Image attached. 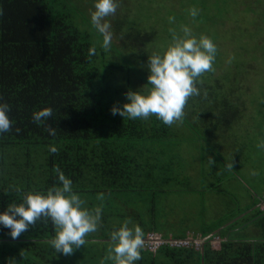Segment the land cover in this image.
<instances>
[{
	"label": "trees",
	"instance_id": "trees-1",
	"mask_svg": "<svg viewBox=\"0 0 264 264\" xmlns=\"http://www.w3.org/2000/svg\"><path fill=\"white\" fill-rule=\"evenodd\" d=\"M211 1L120 0L108 17L113 42L104 50L89 18L93 0H0V101L9 104L12 121L9 131L0 132V210L19 202L25 190L43 192L59 183L57 167L72 180L84 206L102 209L97 230L67 255L49 244L54 230L46 219L15 239L0 225V264H114L109 233L126 218L142 227L145 241L152 236L165 240L155 251L144 247L136 264H264V194L253 192L255 202L243 208L218 186L221 181L203 185L205 176L217 178L220 163L231 169L214 148L222 142L217 136L243 123L247 96L252 106L264 96L259 88L264 87V0H230L237 5L230 11ZM191 7L198 9L196 17L188 14ZM258 7V17L250 16L253 25L245 24ZM169 16L175 20L169 22ZM181 24L197 35H218L212 40L224 44L217 47L213 68L199 78L201 92L188 98L183 117L168 125L155 115H113L110 106L125 99L127 88L146 81L147 55L170 39L169 28ZM231 29L237 36L219 38ZM90 46L97 49L91 56ZM45 105L53 109L52 116L38 124L31 113ZM46 124L56 129L54 136ZM188 129L210 150L207 175L201 166L188 169L182 152L171 147ZM49 145L57 151L50 152ZM196 175L200 181L193 184ZM182 191L218 193L227 206L238 201V207L228 208L220 224L183 228L171 205L173 194ZM249 226L256 228L254 234L239 237ZM184 240L190 245L168 243Z\"/></svg>",
	"mask_w": 264,
	"mask_h": 264
},
{
	"label": "clouds",
	"instance_id": "clouds-1",
	"mask_svg": "<svg viewBox=\"0 0 264 264\" xmlns=\"http://www.w3.org/2000/svg\"><path fill=\"white\" fill-rule=\"evenodd\" d=\"M120 0H93L89 18L92 27L101 37V48L110 49L113 42L112 25L108 17L113 16ZM188 14L196 17L198 9L191 7ZM169 22L175 20L168 17ZM170 39L147 55L146 81L136 87L127 88L125 99L110 106L113 115L130 119L147 118L155 115L164 124L171 125L184 115L189 97L199 95L197 87L202 74L213 68L217 46L209 36L194 34L187 24L178 29L169 28ZM88 54L94 55L95 46ZM10 106L0 101V132H7L12 121L8 115ZM50 106L32 111L33 121L45 123L52 116ZM47 132L54 136L56 129L46 124ZM50 152H56L55 145H49ZM231 167V164L228 165ZM59 183L45 191L25 190L19 202H9L0 210V225L8 229V235L15 239L37 220L46 219L53 225L54 233L49 239L51 247L62 254H71L86 243V236L97 230L101 219V207L88 208L85 201L72 188V180L56 168ZM131 223V227L129 224ZM109 258L114 264H136L141 257L145 240L142 227L124 219L109 233Z\"/></svg>",
	"mask_w": 264,
	"mask_h": 264
},
{
	"label": "rangeland",
	"instance_id": "rangeland-1",
	"mask_svg": "<svg viewBox=\"0 0 264 264\" xmlns=\"http://www.w3.org/2000/svg\"><path fill=\"white\" fill-rule=\"evenodd\" d=\"M124 2L125 3H123V5H126V1ZM216 3L220 5V7L225 8L227 11L233 10L237 7V5H235V2L233 1V3H231L230 0H227L224 3L220 2L221 4H219L217 0L216 2L215 0H212L210 2V5L214 6V4L216 5ZM253 6L254 5H252V7ZM133 7L134 4L132 5L131 9H133ZM244 8V4L240 6V9ZM259 9V7L256 8V13H248V23H244H251V25H253L252 23L254 19L251 20L250 16H252L253 18L258 17ZM235 16L236 14L234 12H231L230 21L233 23V25ZM261 32L263 33L262 30ZM216 36L212 35L211 37L212 39H214ZM235 36H237L236 32H234V29H231L230 33L225 31V34H221L219 38L223 40L224 37L228 38ZM223 45L221 42V45L218 46L221 47ZM218 57H220V59L223 61L224 57L222 53H219ZM259 88L264 89V87ZM247 97L245 98L247 103L245 107L243 123L236 124L231 130L225 131L224 133H221L219 136H217L220 140H222V142L219 146H214V148L220 154H222L223 157L225 156V158L228 160V163L231 164V169L226 168L220 163V169H218L217 171H221H216V176L218 179L216 177H211L210 175L205 176L203 179V185L211 184L212 180L215 179L213 181H215V184L217 186L219 181H221V184L218 186L229 191L231 196H234L239 201L240 206H242L243 208H245L246 205L255 202L253 201L254 199L252 197L253 192L264 194V132H260L264 131V117L259 116V111L264 109V96L257 97L256 99L254 98L255 101H252L253 106L251 105L249 100L251 98L248 99ZM256 101L258 102L257 114L251 117L254 111V103ZM261 112L264 114V111ZM257 117H259V119H257ZM257 126L261 130H257ZM191 131L195 132V130L192 129L183 130L181 134L177 135L179 137V140L182 138V141H178L177 143L171 145V147H173V149L175 150H179V152H182L185 162L189 163L188 169L191 168L193 171H198L201 166V168L206 172L205 174L207 175V171H211V165L209 162H207L206 164L205 160L208 159V152L210 150L206 149V146H204L205 144L203 142L199 143L198 141H196V137ZM205 139H207V142H209L207 137H205ZM198 147H202V150H200ZM233 149L235 150L234 154H232ZM227 153H229L232 159H228ZM238 155H241L239 157V160H234L233 157H237ZM234 176L238 177L235 178ZM193 179V184H197L200 181V177L198 175H196ZM171 201V205L175 206L174 209H176L179 212V215H181V226L183 228H185L186 226L193 228L192 230L196 228H203L205 227V225L211 226L216 223L220 224L221 222H223L224 217H226L228 208L238 207V201H235L227 206V199L225 198V196L219 195L218 193L213 194L208 192L199 193L194 191H182V193L173 194ZM175 213L176 215H178L176 211ZM187 214H189V219L185 217V215ZM192 230L190 231L192 232ZM255 230V227L249 226L246 229L241 230L239 232L240 235L238 236L242 238L252 236ZM212 244L214 247L218 248L220 242L218 240H214Z\"/></svg>",
	"mask_w": 264,
	"mask_h": 264
},
{
	"label": "built area",
	"instance_id": "built-area-1",
	"mask_svg": "<svg viewBox=\"0 0 264 264\" xmlns=\"http://www.w3.org/2000/svg\"><path fill=\"white\" fill-rule=\"evenodd\" d=\"M163 243H165V240H162L158 236H152L149 240L145 241L144 247H146L147 249H150L152 251H155ZM168 243H170L171 246H189L190 245V241H188V240L171 241V242L168 241ZM197 245H199V244H197Z\"/></svg>",
	"mask_w": 264,
	"mask_h": 264
},
{
	"label": "water",
	"instance_id": "water-1",
	"mask_svg": "<svg viewBox=\"0 0 264 264\" xmlns=\"http://www.w3.org/2000/svg\"><path fill=\"white\" fill-rule=\"evenodd\" d=\"M205 239V238H204ZM204 239H202L204 241Z\"/></svg>",
	"mask_w": 264,
	"mask_h": 264
},
{
	"label": "crops",
	"instance_id": "crops-1",
	"mask_svg": "<svg viewBox=\"0 0 264 264\" xmlns=\"http://www.w3.org/2000/svg\"><path fill=\"white\" fill-rule=\"evenodd\" d=\"M193 174V173H192Z\"/></svg>",
	"mask_w": 264,
	"mask_h": 264
}]
</instances>
